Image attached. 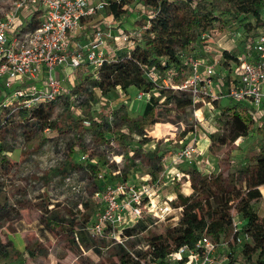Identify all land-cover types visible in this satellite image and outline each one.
I'll use <instances>...</instances> for the list:
<instances>
[{
    "label": "rangeland",
    "instance_id": "obj_1",
    "mask_svg": "<svg viewBox=\"0 0 264 264\" xmlns=\"http://www.w3.org/2000/svg\"><path fill=\"white\" fill-rule=\"evenodd\" d=\"M125 2V11L118 18L107 6L90 21L83 23L81 34L72 42H84L82 36L91 32L92 25L115 32L118 28L126 29L131 23L139 29V36L143 31L140 25L143 20L140 10L142 3L140 0ZM132 13L137 19L127 22L128 18L132 19ZM215 15L218 18L212 28L207 30L208 37L193 47L190 45L176 51L181 58L188 53H197L196 56L205 58L206 63L213 65L218 74L215 79H219L224 65H230L229 72L233 73L231 66L235 63L228 61L226 54L238 58L254 54L252 45L256 35L264 32V24L252 17L244 18L241 22L232 21L230 16L221 11ZM262 17L264 19V10ZM118 44L113 39H107V58L117 56ZM54 74L64 79L65 88V92L51 102L49 122L54 123V126L50 125L48 129L35 128L30 121L20 123L15 114L8 119L0 114V209L5 208L11 213L10 220L0 223V240L9 244L0 253V264L117 263L113 248L116 243L111 238H107V246H102L100 239L94 238L99 245L86 248L80 244V239L73 238L65 223L55 222L57 226H52L50 230L40 228L39 218L43 206L52 202L64 212L71 211V215L76 213V221H79L81 215L75 211L74 205L77 207L82 197L86 199L87 211L91 214L84 226L89 224L99 209V202L93 197L96 166L106 173L119 169L118 180L123 181L132 178L135 172L138 176L150 174L153 180L164 175L163 180H158L154 199L159 203L166 198L174 199L171 197H175L178 189L185 194L190 193L194 173H216L220 170L234 172L249 163L250 157L264 147V115L258 118L247 100L237 105L240 110L243 106L249 108L246 109L247 115L242 110V114L251 120L249 136L244 140L240 137L230 144L211 146L209 135L220 129L223 123L220 118L223 106L237 103L229 97L221 95L214 98L217 104L213 98L204 97L192 111L190 108L177 111L171 104L163 105L159 122L152 123L151 117L139 120L137 124L134 120L139 119L151 96L159 97L157 90L162 85L140 96L138 93L141 90L137 91L133 87L127 90L117 87L103 95L94 85L96 75L91 67L82 65L67 78L59 67ZM188 74L187 71L185 76ZM164 83L168 84V79ZM65 97H68L67 103ZM84 120L89 121V124H85ZM93 121L101 125L106 141H113V146L105 147L96 141L91 129ZM188 143L197 147L201 166L205 169L186 161L170 164V154ZM81 152L88 153L89 159L96 163L95 168L79 160ZM69 174L72 177L70 183L66 184L64 178ZM261 191L262 198L253 203V208L259 216H264V186ZM77 210L84 211V206L82 210ZM235 214L233 211V216ZM179 215L178 209L164 219L146 212L147 228L140 233V237L144 239L162 233L167 225L178 221ZM239 220L243 221L242 218ZM143 239L138 242V239L130 238L124 245L129 247V244H134L135 248H139ZM236 259L238 264H248L240 253H236Z\"/></svg>",
    "mask_w": 264,
    "mask_h": 264
},
{
    "label": "trees",
    "instance_id": "obj_2",
    "mask_svg": "<svg viewBox=\"0 0 264 264\" xmlns=\"http://www.w3.org/2000/svg\"><path fill=\"white\" fill-rule=\"evenodd\" d=\"M109 1V11L118 18L125 11L126 0L119 3ZM140 2L153 9L155 14L148 18V22L146 17H142L140 25L143 31L139 36H134L133 46L118 48L116 57L107 58L94 70L96 75L94 85L103 95L117 87L122 90L133 87L148 93L162 85L157 90L159 97L151 96L145 103L139 119L134 120L137 124L139 120L151 117L152 123L159 122L163 105L171 104L177 111L195 109L196 104H193L189 91L171 86L179 85L185 79L187 71L189 72L184 58L178 56L176 50L200 43L204 39L202 34L208 33L207 30L212 28L213 22L218 18L215 15L217 11L227 14L232 21L241 22L244 18L252 17L264 24L262 17L264 0H140ZM225 56L228 57V61L235 64L239 62L238 56L228 54ZM223 68H226L224 85L236 81L229 72L230 65H224ZM165 79H168V85L163 84ZM161 98L163 100L159 103ZM65 101L68 102V97H65ZM214 103L217 104L216 101ZM237 104L240 103L223 106L220 112V118L223 120L220 121L223 123L220 129L209 135L211 146L230 144L249 134L251 120L245 116L247 108H242L243 112L245 111L243 115ZM51 107L52 103H47L34 109L32 113L21 110L18 113L19 121L25 124L33 115L36 121L31 122V126L37 128L54 126V123L49 122ZM91 129L96 141L104 144L106 138L101 125L93 121ZM119 139L122 141L123 138ZM95 165L91 164V167L95 168ZM99 169L96 166L94 173ZM105 176L108 181L114 179L109 173H105ZM263 186L264 147L250 157L249 163L234 172L220 170L216 173H194L190 193L185 194L178 189L175 198L171 200V205L180 210L178 221L167 225L162 233L152 234L144 239L140 237V233L147 228L146 220L125 228L123 234L128 237L127 241L135 238L138 242H142V239L144 242L139 248H135L134 244L127 247L116 243L113 247L117 257L116 264H142L141 259L165 264L164 258L168 253L184 244L194 245L203 235L216 242L228 243L230 248L228 264H238L236 253H240L248 264H264V216H259L253 208V203L262 198ZM47 205L48 203L43 206L39 218L40 228L50 230L52 226H57L55 222L65 223L73 238L80 239V244L86 248H96L95 246L99 245L83 228L84 222L91 215L87 211V202L83 203L84 211L81 212L77 210L76 204L74 205L75 211L81 215L79 221H76V213L71 215V211L64 212V209H59L60 206L56 204L48 209ZM233 211L243 220L238 231L233 230ZM10 219V211L0 209V223ZM75 233H78V236H75ZM238 234H246L248 239L238 244L236 243ZM99 242L102 246L108 245L107 238H101ZM7 245L9 246L0 240V253L6 250Z\"/></svg>",
    "mask_w": 264,
    "mask_h": 264
},
{
    "label": "built area",
    "instance_id": "obj_3",
    "mask_svg": "<svg viewBox=\"0 0 264 264\" xmlns=\"http://www.w3.org/2000/svg\"><path fill=\"white\" fill-rule=\"evenodd\" d=\"M120 1L114 0L116 3ZM109 4V0H0V114H4V119L14 114L19 118L21 110L32 113L62 95L65 92L64 79L55 76L57 67H69L72 72L83 65L95 70L107 59V39L119 43L117 48L133 46V38L139 29L118 28L111 32L97 25H92L91 32L84 35L83 43L72 42L81 34L83 23L90 21ZM140 10L147 22L155 14L153 9L143 4ZM208 36V33L202 34V38ZM252 47L253 55L239 57V62L231 66V76L236 81H230L225 94L222 90L225 73L215 79L218 74L214 66L192 53L184 57L189 74L179 85L171 86L189 91L193 104L204 97L214 100L221 95L237 103L247 100L252 104L250 109L259 118L264 115V33L256 35ZM144 93L140 91L138 95ZM28 121H36V117L32 115ZM83 122L89 124L87 120ZM113 144L109 140L103 145L108 147ZM199 154L195 145L185 144L170 154V164L186 161L191 165H200L203 170ZM79 155V160L86 165L96 164L89 159L88 153L81 152ZM105 173L99 169L93 174L96 184L93 197L98 200L99 209L89 224L83 227L91 237L111 238L114 243L124 245L128 238L123 234L124 229L145 220L146 212L164 219L173 210H179L171 205L172 199L166 198L159 203L154 201L158 180H163L164 175L155 180L146 174L139 176L138 181H123L118 180L119 169H114L109 171L114 179L108 181ZM71 177L69 174L64 178L66 184L70 183ZM85 201L82 197L77 208L82 210ZM47 207L51 209L53 202ZM237 218L239 215L235 214L234 231L240 230L241 226V220ZM245 239H248L246 234H238L236 243ZM229 252L227 242H216L203 235L194 245L184 244L168 253L164 261L165 264H228ZM141 263L158 264L144 259Z\"/></svg>",
    "mask_w": 264,
    "mask_h": 264
},
{
    "label": "crops",
    "instance_id": "obj_4",
    "mask_svg": "<svg viewBox=\"0 0 264 264\" xmlns=\"http://www.w3.org/2000/svg\"><path fill=\"white\" fill-rule=\"evenodd\" d=\"M132 19L130 20V18H128L127 19V22H131V21H135L136 19H137V17L135 16V13H132ZM127 30H129V29H136L134 26H132V24L130 23H128V25H127V28H126ZM82 39H85V37H83L82 36ZM83 43V42H82ZM107 49V46L105 47V50ZM107 52V51H106ZM59 69L60 70H62V72H64L65 73V75L67 76H69L70 75V73H71V69L69 68V67H66V68H63V67H59ZM223 73H222V75L226 72V69H224L223 71H222ZM60 74V73H59ZM230 85V82H229V84L228 83H226V85H224L223 87H222V90L224 91V92H226L227 91V89H228V86ZM129 89V88H128ZM137 90V89H136ZM138 91V90H137ZM225 97V96H224ZM126 104V103H125ZM243 107H245V108H247V109H249L248 107H246V106H243ZM249 136V134L247 135V136H245L244 138H247ZM244 138H242V140H244ZM146 175V174H145ZM144 175V176H145ZM132 178H130L129 180H133V181H138V175H137V173L135 172V174L134 173H132V176H131ZM171 198H175V197H171ZM41 226V225H40Z\"/></svg>",
    "mask_w": 264,
    "mask_h": 264
}]
</instances>
